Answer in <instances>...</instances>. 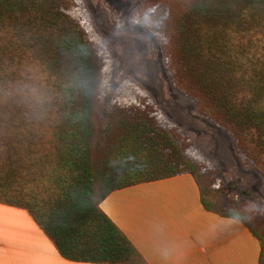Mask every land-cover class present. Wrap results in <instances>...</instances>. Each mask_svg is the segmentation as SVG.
<instances>
[{
    "label": "trees",
    "instance_id": "1",
    "mask_svg": "<svg viewBox=\"0 0 264 264\" xmlns=\"http://www.w3.org/2000/svg\"><path fill=\"white\" fill-rule=\"evenodd\" d=\"M146 1L181 4L161 26L183 91L264 178V0ZM109 51L83 0H0V203L27 210L67 260L145 264L101 203L191 173L208 211L250 227L264 264L259 210L193 161L148 93L119 100Z\"/></svg>",
    "mask_w": 264,
    "mask_h": 264
},
{
    "label": "crops",
    "instance_id": "2",
    "mask_svg": "<svg viewBox=\"0 0 264 264\" xmlns=\"http://www.w3.org/2000/svg\"><path fill=\"white\" fill-rule=\"evenodd\" d=\"M101 209L145 264H260L262 244L242 221L208 211L191 173L112 192ZM0 264H91L64 258L30 213L0 203Z\"/></svg>",
    "mask_w": 264,
    "mask_h": 264
},
{
    "label": "rangeland",
    "instance_id": "3",
    "mask_svg": "<svg viewBox=\"0 0 264 264\" xmlns=\"http://www.w3.org/2000/svg\"><path fill=\"white\" fill-rule=\"evenodd\" d=\"M83 5L94 31L110 49V85L118 90L119 100L130 102L135 87L148 93L165 113L173 133L184 138L180 142L185 147L190 143L187 151L193 161L202 169L205 162L216 167L228 191L245 196L264 218V178L241 165L232 138L205 118L196 100L184 92L188 88L179 78L170 33L161 26L166 13L181 4L83 0Z\"/></svg>",
    "mask_w": 264,
    "mask_h": 264
}]
</instances>
